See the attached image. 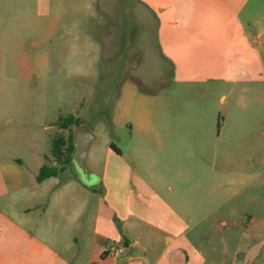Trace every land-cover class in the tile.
Returning a JSON list of instances; mask_svg holds the SVG:
<instances>
[{
    "label": "rangeland",
    "instance_id": "rangeland-1",
    "mask_svg": "<svg viewBox=\"0 0 264 264\" xmlns=\"http://www.w3.org/2000/svg\"><path fill=\"white\" fill-rule=\"evenodd\" d=\"M252 1L264 14V0ZM259 55L260 75L236 84L178 81L138 0H0V171L21 175L20 203L28 202L23 193L39 200L57 186L64 174L35 188L29 175L58 165L51 143L73 133L75 125L56 124L68 114L95 135L91 170L103 169L110 143L137 168L165 169L181 185L184 174L202 185L214 160L218 175L228 169L226 202L201 212L246 226L223 227L229 262L238 248L245 264H260L264 235L252 260L246 252L252 228L264 226V45ZM64 168L74 172L70 161ZM11 182L0 176L9 191L3 199ZM250 216L259 222L251 225ZM198 227L216 240L208 223Z\"/></svg>",
    "mask_w": 264,
    "mask_h": 264
},
{
    "label": "crops",
    "instance_id": "crops-1",
    "mask_svg": "<svg viewBox=\"0 0 264 264\" xmlns=\"http://www.w3.org/2000/svg\"><path fill=\"white\" fill-rule=\"evenodd\" d=\"M251 1L138 0L154 17L159 52L171 63L176 80L233 84L260 75L263 64L259 47L264 45V14ZM104 160L101 171L92 170L99 180L91 188L66 168L41 181L38 170L32 172V188L64 176L39 200L23 193L27 203H20L21 175L0 171L12 180L6 199L9 191L0 188V264H245L237 257L238 248L233 250L235 260L228 259L223 227L235 222L201 212L226 202L228 169L220 166L218 175L213 160L202 185L191 183L187 174L180 177L185 182L181 185L165 169L155 173L137 168L110 144ZM248 221L259 222L251 216ZM204 223L217 234L214 242L210 232L200 227L197 232ZM261 235L264 226L252 228L249 260ZM111 245H122L125 252L107 255Z\"/></svg>",
    "mask_w": 264,
    "mask_h": 264
},
{
    "label": "trees",
    "instance_id": "trees-1",
    "mask_svg": "<svg viewBox=\"0 0 264 264\" xmlns=\"http://www.w3.org/2000/svg\"><path fill=\"white\" fill-rule=\"evenodd\" d=\"M56 124L60 127L66 128L70 125L81 124V122L73 114H68L66 116H60ZM72 140V129L70 130V133L67 137L59 135L53 138L50 150L55 157L58 165L42 164L39 167L36 175L37 181H41L49 176L57 175L59 171H61L66 165H68L73 151ZM110 147L116 152H119V149L113 143H110Z\"/></svg>",
    "mask_w": 264,
    "mask_h": 264
},
{
    "label": "water",
    "instance_id": "water-1",
    "mask_svg": "<svg viewBox=\"0 0 264 264\" xmlns=\"http://www.w3.org/2000/svg\"><path fill=\"white\" fill-rule=\"evenodd\" d=\"M93 132L83 124L75 125L73 129V151L70 164L74 168V174L79 183L91 188L92 184L99 180L98 174L87 165V153L90 144L95 140Z\"/></svg>",
    "mask_w": 264,
    "mask_h": 264
},
{
    "label": "built area",
    "instance_id": "built-area-1",
    "mask_svg": "<svg viewBox=\"0 0 264 264\" xmlns=\"http://www.w3.org/2000/svg\"><path fill=\"white\" fill-rule=\"evenodd\" d=\"M124 252H125L124 246H122V245H120V246L119 245H111L110 247L107 248L106 254L115 256V255H118V254H121Z\"/></svg>",
    "mask_w": 264,
    "mask_h": 264
}]
</instances>
